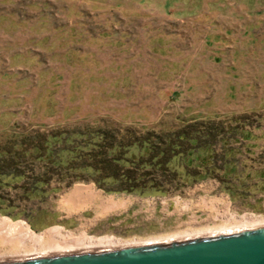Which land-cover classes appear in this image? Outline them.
<instances>
[{"label":"rangeland","instance_id":"1","mask_svg":"<svg viewBox=\"0 0 264 264\" xmlns=\"http://www.w3.org/2000/svg\"><path fill=\"white\" fill-rule=\"evenodd\" d=\"M195 119L223 121L226 150L164 191L106 192L32 149L58 130ZM77 183L133 201L75 209ZM212 199L264 215V0H0V216L133 241L213 225Z\"/></svg>","mask_w":264,"mask_h":264},{"label":"trees","instance_id":"2","mask_svg":"<svg viewBox=\"0 0 264 264\" xmlns=\"http://www.w3.org/2000/svg\"><path fill=\"white\" fill-rule=\"evenodd\" d=\"M224 129L221 120L195 119L167 131L126 126L72 135L58 130L39 135L32 149L35 156L60 167L66 164L87 172L106 192L144 194L150 189L164 191L162 178L173 182L181 177L180 166L195 180L208 177H198V170L203 167L208 172L215 155L202 156V152L210 153L217 146L226 150Z\"/></svg>","mask_w":264,"mask_h":264},{"label":"bare ground","instance_id":"3","mask_svg":"<svg viewBox=\"0 0 264 264\" xmlns=\"http://www.w3.org/2000/svg\"><path fill=\"white\" fill-rule=\"evenodd\" d=\"M213 199L205 202V205L211 209L212 218L217 221L213 225L198 229H186L168 236L133 241H122V239L118 240L111 236L89 235L86 232L66 230L61 226L36 232L22 220L13 221L9 217L0 216V261L166 243L264 227V215L253 213L240 215L232 211L228 201L225 200V203L219 206L218 202ZM63 201L74 206L75 209L96 206L103 212H109L127 206L133 201V198L107 196L94 184L77 183L63 196Z\"/></svg>","mask_w":264,"mask_h":264},{"label":"water","instance_id":"4","mask_svg":"<svg viewBox=\"0 0 264 264\" xmlns=\"http://www.w3.org/2000/svg\"><path fill=\"white\" fill-rule=\"evenodd\" d=\"M0 264H264V227L166 243L3 260Z\"/></svg>","mask_w":264,"mask_h":264}]
</instances>
